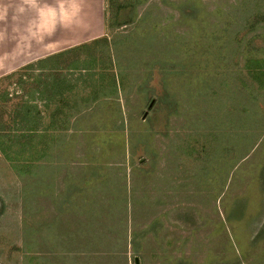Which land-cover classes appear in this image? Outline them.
I'll return each mask as SVG.
<instances>
[{"label":"rangeland","instance_id":"374dc122","mask_svg":"<svg viewBox=\"0 0 264 264\" xmlns=\"http://www.w3.org/2000/svg\"><path fill=\"white\" fill-rule=\"evenodd\" d=\"M104 13L107 37L48 60L60 61L68 85L57 108L41 100L43 75H53L32 60L50 51L30 40L41 28L18 27V61L30 63L0 78V264H134L119 249L110 251L125 217L120 194L109 203L112 213L119 208V219H108L101 203L93 204L95 213L85 206L74 217L70 199L60 192L62 203L52 201L53 189L32 177L46 178L43 166L55 161L59 140L70 148L77 141L63 125L74 101L69 96L88 103L85 94L96 97L100 85L106 99L97 97L89 125L104 121L111 129L118 93V104L128 103L124 154L116 164L144 179L134 197L142 200L161 174L178 176L173 183L193 197L194 213L178 227L176 264H264V0H105ZM74 78L81 82L71 88L67 80ZM73 150L63 155L83 160L82 149ZM124 223L129 229L135 220ZM193 238L199 239L188 249Z\"/></svg>","mask_w":264,"mask_h":264},{"label":"crops","instance_id":"0c3cea01","mask_svg":"<svg viewBox=\"0 0 264 264\" xmlns=\"http://www.w3.org/2000/svg\"><path fill=\"white\" fill-rule=\"evenodd\" d=\"M104 9L105 0H0V78L8 75L9 77L18 75L19 68L30 63L19 64L18 27L36 26L41 28L42 34L30 40L36 42L37 45L40 42L43 48L46 47L50 51L44 55H39L38 53L33 56L32 60L35 58V60H39L42 74L43 71H48V73L53 75V80L48 78L49 74L47 78L43 75L41 100L46 102V104L52 102V105H56L55 108H57L60 105L59 103L64 101L63 98L68 97L64 92L61 93L60 91L67 89L68 85L63 80L64 76L61 72L65 70L59 65L60 61L51 64L48 60L61 52L63 53L66 48L76 47L100 37H107L108 24ZM63 32H66V35ZM70 81L71 88L81 82H79V78L67 80L69 83ZM101 90L103 89L100 85L97 88L99 93L96 97L92 94L88 96L85 94V100L88 99V103L81 102L79 100L80 96H77V94L69 96L70 100H74L73 105L71 104L72 108L63 117L65 121L61 122H63V125H67L66 131L70 133V138H76L77 141H71L73 148H70L67 146V141L61 140L60 142L59 140L57 147L55 145L53 149H57L53 152L55 161L51 162V164L48 162L42 169V174L46 178L55 177L60 180L62 177L65 183L64 186L52 185L49 183L52 180L47 182L46 178L41 177V175H33L32 177L38 178V186L47 185V190L53 189L52 201L62 203L60 192L65 198L70 199L71 203L74 204L69 205L68 208L72 216H74V213L77 214V209H83L85 206L91 207L92 212L95 213L93 204L101 203L109 210L111 217H108V219H112V217L119 219V208L114 206L112 213L109 203L113 204L117 201L120 194V202L125 204L124 208H121L123 213H125V217L121 216L120 219H123L121 224L117 225L116 231L112 233L115 235L114 241L117 247H112L110 251L119 249L116 252L122 253V260L125 257L126 261L127 259L129 261L133 257L134 264L135 258H137L138 264H145V259H152L157 264H176L174 260L178 258V253L181 252L179 251L178 227L181 224L183 226L193 215L192 204L195 203L193 197L188 198L182 195L183 192L187 193V191L183 190L180 184L173 183L172 178L178 179V176L175 178L174 174H161L158 177H154L155 183L152 181L153 185H149L150 191L142 193V200L134 197V194L139 193V190H141V184L145 182L144 179L130 176L127 166L116 164V160L124 154L123 147L125 146L126 131L123 129L124 125L122 126L121 120L124 117L123 114L128 103L125 100L124 103L126 105L122 102L119 105L118 98L120 99V95L118 93L119 96H116V102L114 103L118 117L113 116L111 120L114 122L113 127L105 129L106 125L104 124L106 123L104 121H101L102 124L100 126L90 127L91 118H89V114L93 110L95 111L99 98L106 99L107 94ZM120 94L123 93L120 92ZM121 98H123V95H121ZM52 113L56 119L60 117L57 116L55 111ZM173 113L172 116L176 117L178 115L175 111ZM82 115L87 118L85 120L80 119ZM60 137L64 138L68 137V135L60 133ZM160 138H162V135H160ZM65 149H74V153L78 149H82L83 160L80 158L75 161L71 157L63 155ZM62 159H64V163H60ZM161 167L162 165H160V171ZM153 169L155 172L158 171V168L154 167ZM123 171L128 173L126 174ZM187 173L185 171V174ZM120 178H122L123 182ZM126 179H128L127 183ZM149 179L151 182V177ZM129 181L131 184H129ZM106 182H111L110 187L107 185L106 190L96 186L97 183ZM48 184L51 186L48 187ZM178 188L182 189L179 190ZM41 189L44 190V188ZM150 192L154 194L151 195ZM123 193H126L127 197L122 196ZM97 195L101 196L100 200H98ZM90 201L94 202L91 203ZM143 202L145 204L141 205L140 203ZM130 217L135 220V224L132 228L127 229L124 222ZM184 218L185 222L180 223ZM105 226L107 228L106 234L109 236L108 230L111 225L108 222ZM172 229H175V231L172 232ZM198 239L190 240L188 249L192 248L194 242L198 241ZM110 242L108 239L107 244ZM187 242L188 238L184 243ZM205 250L209 249L205 248Z\"/></svg>","mask_w":264,"mask_h":264},{"label":"water","instance_id":"95a60500","mask_svg":"<svg viewBox=\"0 0 264 264\" xmlns=\"http://www.w3.org/2000/svg\"><path fill=\"white\" fill-rule=\"evenodd\" d=\"M135 264H138V262H137V258H135Z\"/></svg>","mask_w":264,"mask_h":264}]
</instances>
